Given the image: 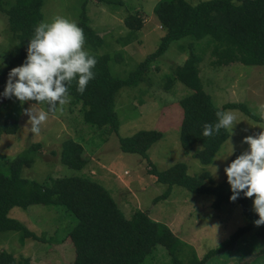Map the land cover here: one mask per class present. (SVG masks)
<instances>
[{
	"label": "rangeland",
	"instance_id": "374dc122",
	"mask_svg": "<svg viewBox=\"0 0 264 264\" xmlns=\"http://www.w3.org/2000/svg\"><path fill=\"white\" fill-rule=\"evenodd\" d=\"M15 2L16 0H8ZM160 0H44L42 21L51 22L56 16L74 21L77 25L86 11L90 24L103 38L97 50L85 45L89 53L108 55L107 65L112 77L127 78L138 65L160 45L166 34L155 12ZM196 4L202 0H189ZM139 15L144 20L141 29H130L125 17ZM189 37L173 41L144 75L136 86H125L115 99V110L119 128L93 126L84 121V107L70 95V103L62 111L49 114L40 127L39 135L31 132L30 117L24 109L34 113L47 111V105L35 101L21 104L15 97L1 98V120L18 122L16 133H3L0 139V170H8V161L32 143L39 142L30 167L23 168L22 175L40 182L52 178L88 175L101 183L113 195L127 217L136 210L147 212L153 219L167 224L183 241L196 250L199 257L228 241L231 235L247 223L238 201L223 202L214 206L215 197L194 193L175 184L169 197L160 198L168 185L156 181L148 172L149 164L159 171L176 163L184 162L191 176L209 171L214 182H221L231 156L235 151L244 152L248 145L243 139L264 131L261 117L264 107V66L234 62L229 65H214L210 51L203 54L199 64L204 90L211 95L216 106L223 108L228 102H239L247 106L251 114L242 109L227 108L237 117V125L222 144L211 164H203L195 157L202 148L200 143L183 148L180 140L183 108L179 100L191 92L182 81L176 80L167 88L174 69L190 56ZM18 40L14 37L8 17L0 10V72L4 55L11 51ZM182 45H186L182 47ZM195 50H197L195 48ZM200 52V50H197ZM6 85L3 86L2 93ZM140 130H160L162 137L148 150L145 158L138 153L124 152L121 138ZM73 138L85 147L88 158L86 166L77 169L61 161L63 142ZM150 166V167H152ZM208 181V179L206 180ZM254 200V199H253ZM253 201L251 210H253ZM9 216L20 221L38 239L22 241L20 230L0 232V253L9 252L17 259L29 258L31 264H70L76 257L70 231L76 218L63 206L32 204L13 207ZM206 264H264V238L250 230L235 238L230 245L210 256Z\"/></svg>",
	"mask_w": 264,
	"mask_h": 264
},
{
	"label": "trees",
	"instance_id": "16d2710c",
	"mask_svg": "<svg viewBox=\"0 0 264 264\" xmlns=\"http://www.w3.org/2000/svg\"><path fill=\"white\" fill-rule=\"evenodd\" d=\"M44 0H0V10L8 17L10 29L18 40L16 46L4 55V68L0 72V93L7 84L12 68L21 66L27 57V47L34 28L43 19ZM160 24L166 28L159 47L150 53L127 78L112 77L107 65L108 55H93L98 63L93 71L95 79L87 85L83 94L77 92V84L69 88L75 102L84 107V121L93 126L119 128L115 110V99L125 86H136L144 79L151 63L163 54L170 44L189 37L190 56L174 69L167 88L174 81L185 83L191 92L179 103L184 111L180 140L183 148L189 149L200 143L202 148L195 157L205 164H211L230 133L221 129L219 134L205 137L203 125L217 122L216 112L227 108L242 109L251 114L247 106L239 102H228L223 108L216 106L204 88L199 64L203 54L210 51L215 57L214 65H229L240 62L247 65L264 66V0H202L196 4L189 0H160L155 6ZM78 26L84 30L86 46L97 50L103 38L89 22L83 10ZM130 29H141L144 20L131 14L125 17ZM186 45H182L185 47ZM200 52H197V50ZM0 96V104H1ZM264 122L261 117H255ZM18 122L12 119L2 121L0 117V139L3 133H16ZM162 137L160 130H140L121 138L124 152L148 156V150ZM41 148L39 142L32 143L8 161V170H0V232L20 230L22 241L38 239L20 221L9 216L13 207H27L32 204L63 206L76 218L70 231L76 257L70 264H205L207 259L234 244L235 238L247 231L255 230L264 238V225L257 227L254 221L258 215L251 210L254 198L243 193L236 200L242 206L247 223L240 226L228 241L199 257L194 247L183 241L165 223L153 219L147 212L136 210L127 217L120 209L111 192L88 175H74L52 178L40 182L22 175L23 168L30 167ZM84 145L68 138L63 142L61 161L73 168L82 169L88 158ZM242 152L235 151L229 164ZM228 164V165H229ZM149 164L148 172L156 181L168 185L165 193L157 198H167L177 184L194 193L210 194L215 197L214 206L231 201L233 195L227 175L221 182H214L209 171L191 176L188 166L179 162L166 170L159 171ZM208 179V181H206ZM0 264H31L29 258L17 259L9 252L0 253Z\"/></svg>",
	"mask_w": 264,
	"mask_h": 264
},
{
	"label": "clouds",
	"instance_id": "9594fccd",
	"mask_svg": "<svg viewBox=\"0 0 264 264\" xmlns=\"http://www.w3.org/2000/svg\"><path fill=\"white\" fill-rule=\"evenodd\" d=\"M84 30L74 21L62 16L54 17L51 22L41 21L34 28L27 47L25 62L14 67L0 96L15 97L21 104L35 101L47 105V111L34 113L32 107L24 109L29 116L31 132L39 135L41 125L49 114L62 111L70 103L69 88L77 84V92L83 94L87 85L95 79L93 69L97 59L86 49ZM217 122L203 125L205 137L219 134L221 129L233 133L237 125L236 115L231 111H217ZM264 119V107L261 110ZM243 143L249 147L234 159L224 171L231 186V201H236L243 193L246 198H254L253 211L259 219L255 226L264 225V131L248 135Z\"/></svg>",
	"mask_w": 264,
	"mask_h": 264
},
{
	"label": "crops",
	"instance_id": "0c3cea01",
	"mask_svg": "<svg viewBox=\"0 0 264 264\" xmlns=\"http://www.w3.org/2000/svg\"><path fill=\"white\" fill-rule=\"evenodd\" d=\"M202 257V256H201ZM205 264H206V262H205Z\"/></svg>",
	"mask_w": 264,
	"mask_h": 264
}]
</instances>
